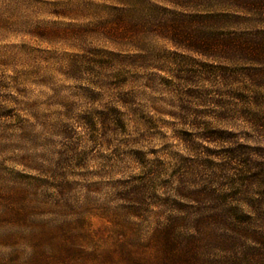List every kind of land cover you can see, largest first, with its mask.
<instances>
[{
	"label": "rangeland",
	"instance_id": "rangeland-1",
	"mask_svg": "<svg viewBox=\"0 0 264 264\" xmlns=\"http://www.w3.org/2000/svg\"><path fill=\"white\" fill-rule=\"evenodd\" d=\"M115 6L123 5L120 0H0V264H184L178 255L169 260L158 240L175 199L172 160L186 152L182 138L231 131L256 145L257 140H247L252 109L246 99L231 97L225 102L230 110L222 109L180 95L182 84L164 85L161 75H182L179 61L202 58L168 53L175 47L150 31L145 42L135 44L133 32H118ZM138 47L148 53L143 62L148 67L133 68L126 84L135 95L133 120L120 128L109 111L105 126L104 113L116 105L122 83L119 57L110 52L132 55L141 52ZM190 77L192 94L205 82L211 86L201 76ZM249 77L241 75L239 86ZM197 141L216 156L229 143ZM257 151L264 155V149ZM139 156L165 159L164 165L157 162L154 183L137 182ZM129 190L139 194L124 200ZM237 249L230 254L243 252ZM201 251L211 259L223 254Z\"/></svg>",
	"mask_w": 264,
	"mask_h": 264
},
{
	"label": "trees",
	"instance_id": "trees-1",
	"mask_svg": "<svg viewBox=\"0 0 264 264\" xmlns=\"http://www.w3.org/2000/svg\"><path fill=\"white\" fill-rule=\"evenodd\" d=\"M120 4L123 6H115L119 9L118 32H133L135 44L145 42V32L150 31L175 47L168 53L202 58L195 63L179 61L182 75H161L164 85L173 84L176 88L182 84L180 95L209 100L222 109L230 110L227 100L231 97L246 99L252 109L251 125L246 127L250 136L247 140H257L256 145L239 141L242 135L231 131L224 135L223 131L212 130L197 134V138H182L186 152L172 160L175 199L165 223L158 228V240L166 248V256L174 261L178 255L184 264H240L243 259L253 258L264 264V155H256L257 150L264 149V121L256 109L257 104L264 105V0H120ZM136 50L141 52H110L119 57L118 75L122 83L116 105L104 113L105 126L110 121L109 111L115 112L120 128L127 129L133 120L135 95L125 90L126 84L133 68L148 67L143 65L148 53H143V47ZM191 75L201 76L211 86L205 82L197 95L190 93L188 88L194 85ZM241 75L251 76L244 86H239ZM87 124L93 127L90 120ZM197 140H227L230 144L221 156H216L202 151ZM144 156L138 157L142 167L137 182L154 183L159 176L157 162L164 165L165 159ZM138 194L129 190L122 198L129 200L131 195ZM240 240L245 244L239 245ZM238 246L243 250L240 256ZM204 248L223 254L211 259L202 254ZM235 248L237 253L231 255Z\"/></svg>",
	"mask_w": 264,
	"mask_h": 264
}]
</instances>
